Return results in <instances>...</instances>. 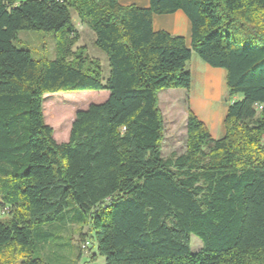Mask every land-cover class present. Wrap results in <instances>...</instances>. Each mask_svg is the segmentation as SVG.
I'll use <instances>...</instances> for the list:
<instances>
[{
    "label": "trees",
    "instance_id": "16d2710c",
    "mask_svg": "<svg viewBox=\"0 0 264 264\" xmlns=\"http://www.w3.org/2000/svg\"><path fill=\"white\" fill-rule=\"evenodd\" d=\"M16 1L0 0V206L14 210L0 220V252L50 264L33 255L34 227L72 203L104 264H264V0ZM177 10L190 22L189 46L152 27L153 14ZM72 11L106 55L105 82L82 50L68 59ZM20 30L59 32L55 57L15 46ZM192 53L225 70L236 99L218 139L188 110L185 151L164 158L157 92L189 90ZM63 90L108 96L77 110L56 142L42 102Z\"/></svg>",
    "mask_w": 264,
    "mask_h": 264
},
{
    "label": "rangeland",
    "instance_id": "374dc122",
    "mask_svg": "<svg viewBox=\"0 0 264 264\" xmlns=\"http://www.w3.org/2000/svg\"><path fill=\"white\" fill-rule=\"evenodd\" d=\"M71 19L78 31V38L72 46L73 53L69 55L68 59L72 62L77 60V53L82 50L84 57L86 56L88 60L99 65L102 82H105L109 70L106 55L94 46V33L79 22L74 11H72ZM55 35L59 36V32L20 30L13 43L19 48L28 49L34 58L52 59L56 55ZM223 79L225 93L216 91V94L218 99H223L220 102V112L224 115L218 126L223 127L225 131L226 109L232 99H236V97L229 96L225 77ZM203 88L201 81L195 78L189 90L167 88L157 92L158 108L163 119V137L160 149L164 158L185 151V122L188 110L196 117L198 116V119H203L199 113H196L197 110L193 105L198 101L199 95L203 94ZM214 92L215 86H212L209 94L214 95ZM107 96V90H63L45 94L42 102L44 121L52 127L56 142L67 140L77 110L85 109L91 103H101ZM205 126L210 132L209 127L206 124ZM77 211V206L70 203L69 207L57 215L52 223L34 227L32 250L35 257L50 264H104V258L97 254L93 233L88 229L86 223L77 217ZM13 213L12 208L0 206V220L10 219ZM85 241H88L89 244L83 247ZM190 247L193 251H197L201 247V241L194 235L190 236ZM0 258L9 259L13 264H19V255L12 247L3 249L0 252Z\"/></svg>",
    "mask_w": 264,
    "mask_h": 264
},
{
    "label": "crops",
    "instance_id": "0c3cea01",
    "mask_svg": "<svg viewBox=\"0 0 264 264\" xmlns=\"http://www.w3.org/2000/svg\"><path fill=\"white\" fill-rule=\"evenodd\" d=\"M22 1L25 0H17L16 4ZM117 2L121 6H135L138 8L149 7V0H117ZM151 24L154 30H163L171 35L181 36L184 38L186 45H190V22L181 10H177L169 14H153L151 17ZM188 67L191 73V83L195 78H197L204 86L203 94L199 95L198 101L193 103L195 109L197 110L196 113H199L198 108L200 105H202V103H207V105H205V109H203V111H200L204 114V116L199 113L203 117V119L199 118V120H203V123H205L209 127V133L212 138H221L225 133L223 127L218 126L219 121L224 115V113L222 115L220 112V102H222L221 100L223 99H218L216 91H223L225 93V88L223 85L225 70L222 68L210 67L208 64L203 62L195 53H192L188 63ZM220 83L223 88L216 87V85H219ZM212 86H215L214 95L209 94ZM208 101H210V103Z\"/></svg>",
    "mask_w": 264,
    "mask_h": 264
},
{
    "label": "bare ground",
    "instance_id": "6f19581e",
    "mask_svg": "<svg viewBox=\"0 0 264 264\" xmlns=\"http://www.w3.org/2000/svg\"><path fill=\"white\" fill-rule=\"evenodd\" d=\"M216 87L217 88H223V86L221 85V83L218 85H216ZM209 103H210V101H208ZM205 105H207V103L205 104V102L204 103H202V105H200L199 106V108H198V112L202 115V116H204V114L203 113H201L200 111H203V109H205Z\"/></svg>",
    "mask_w": 264,
    "mask_h": 264
},
{
    "label": "built area",
    "instance_id": "2783aa9c",
    "mask_svg": "<svg viewBox=\"0 0 264 264\" xmlns=\"http://www.w3.org/2000/svg\"><path fill=\"white\" fill-rule=\"evenodd\" d=\"M88 244H89V242L85 241L84 244H83V247H86Z\"/></svg>",
    "mask_w": 264,
    "mask_h": 264
}]
</instances>
